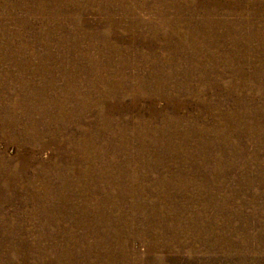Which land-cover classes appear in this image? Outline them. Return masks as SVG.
<instances>
[{
    "label": "rangeland",
    "instance_id": "1",
    "mask_svg": "<svg viewBox=\"0 0 264 264\" xmlns=\"http://www.w3.org/2000/svg\"><path fill=\"white\" fill-rule=\"evenodd\" d=\"M174 1L0 0V264H264L263 176L227 180L226 213L197 179L176 187L177 165L193 175L214 164L197 145L214 151L216 134L162 131L176 118L183 131L232 112L245 130L234 165L251 155L264 163V127L246 133L248 120L264 117V0ZM198 25L215 36L201 37ZM189 56H209L218 70ZM153 135L177 142L158 148L166 160L144 150ZM179 146H192L189 160L173 155ZM164 170L174 173L170 184L160 182ZM154 185L166 194L144 196ZM173 198L183 200L167 208L179 228L174 248L153 205ZM238 229L254 237L241 244Z\"/></svg>",
    "mask_w": 264,
    "mask_h": 264
},
{
    "label": "bare ground",
    "instance_id": "2",
    "mask_svg": "<svg viewBox=\"0 0 264 264\" xmlns=\"http://www.w3.org/2000/svg\"><path fill=\"white\" fill-rule=\"evenodd\" d=\"M178 1V0H177ZM176 1V2H177ZM179 2V1H178ZM158 4L159 5H161V4H165L166 6H171V5H173V4H176L175 3V1L174 0H158ZM199 23H201V22H199ZM199 26V28L201 29L200 30V32L202 33V36L201 37H205V36H215V32L212 30V29H210V28H208V27H206V26H204V25H198ZM220 49V53H222L223 55H225V54H227L228 53V51L225 49V48H222V47H220L219 48ZM193 55H194V53H193ZM198 55H199V53H198ZM207 55H211L210 57H212V53H210V54H207ZM192 56V55H191ZM191 56H189V58L191 59L192 57ZM197 56V55H196ZM195 56V57H196ZM206 56V55H205ZM205 56H204V58H205ZM209 56L208 57H206V58H208V59H206V61L204 60V58L201 56L200 57V59L201 58H203L202 60H198V59H196V60H198L199 61V64H200V62H203V61H205L204 63H203V66H202V68H205L204 70H206V69H208V70H210V71H217L218 69H216V68H214V67H212L211 65H210V63H211V60H210V58H209ZM215 56V55H214ZM194 57V56H193ZM189 58H188V60H189ZM197 58H198V56H197ZM187 59V58H186ZM193 60H194V58H192ZM196 60H194V61H196ZM179 62V61H178ZM183 62V61H182ZM185 62H187L186 60H185ZM190 62H192V60L191 61H189V63ZM176 64H178V63H176ZM182 64V63H181ZM180 63H179V65L181 66V69L184 67V65H183V67H182V65H181ZM188 64V63H187ZM198 64V65H199ZM189 65H191V64H189ZM179 66V67H180ZM197 66L195 65V63H192V68H196ZM199 67V66H198ZM169 68H172V67H169ZM174 68V67H173ZM177 69H178V65H177V67H176ZM176 68H174L175 70H177ZM187 68V67H186ZM200 69V68H199ZM194 70V69H193ZM197 70V69H196ZM202 70V69H201ZM207 71V70H206ZM170 72V71H169ZM208 72V71H207ZM163 73V72H162ZM164 74V73H163ZM203 74H204V72H203ZM169 75V74H168ZM202 76V75H201ZM203 77V76H202ZM198 79H199V77H198ZM202 80V79H201ZM184 81V80H183ZM205 82V80H203V83ZM189 85V84H188ZM160 87V86H159ZM205 92V91H204ZM158 96H162L161 94H158ZM163 97V96H162ZM165 97H167V96H164V99H165ZM175 97V96H174ZM173 97V98H174ZM178 97V96H177ZM201 97V99L203 98L202 96H200ZM167 99V98H166ZM170 100V99H169ZM196 100V99H195ZM200 100V99H199ZM199 100H197L199 103H201V100L199 101ZM203 101V100H202ZM206 100H204V102H205ZM208 101V100H207ZM207 101L205 102V104L204 105H207L208 106V104H207ZM210 101V100H209ZM213 101H214V109H216L217 110V108L219 109L220 108V106H221V104L219 103V101H218V99L217 98H215V99H213ZM212 101V102H213ZM224 101V100H223ZM197 102V103H198ZM203 103V102H202ZM185 104V103H184ZM201 106H203L201 109H200V114L202 113V114H205L206 112H205V107H204V105L203 104H200ZM199 105V106H200ZM212 105V104H211ZM248 105H249V103H248ZM200 106V107H201ZM206 106V107H207ZM223 106V105H222ZM261 106V105H260ZM212 107V106H211ZM211 107H209V108H211ZM263 107V106H262ZM262 107H260L259 109H262ZM199 108V107H198ZM221 110V109H220ZM264 110V109H263ZM227 111H228V109H227ZM227 111H226V113H227ZM230 111V110H229ZM228 111V112H229ZM260 111V110H259ZM262 111V110H261ZM260 111V112H261ZM222 112H224V110L222 111ZM231 112V111H230ZM229 112V113H230ZM263 112V111H262ZM264 113V112H263ZM261 114V113H260ZM263 114H261V116H262ZM169 116V115H168ZM258 116V115H257ZM249 117H251V116H249ZM236 118H238V117H236ZM258 118V119H257ZM255 117V118H248L247 117V120L248 119H250V120H248L246 123H247V125H249L248 126V128L250 129L249 130V132H246V133H248L247 135H249V134H251L252 135V133H254V134H256L257 133V129L258 128H260V125H262L263 127H264V117ZM193 119V118H192ZM233 113L231 112L230 113V117H229V115L228 114H226L225 116H222V117H220L219 119H218V121L217 122H215L212 126H209L208 124L207 125H205V124H203V125H198V124H196V122L195 121H193L192 122V125L191 126H186L187 127V129H186V127H185V130H179V129H177V126L179 127V126H181V125H179V123L182 121V123H183V119L182 118H176L175 120H173V124H174V126H175V128H165V129H162V131L165 133V134H167V133H169V134H171V133H173L174 134V136L176 135L178 138L180 137H182V136H185L184 138H187L188 136H194V135H196L197 137H199V136H201L202 137V140H203V138H207V136L208 135H210V134H213L214 133V135L216 136V138H214V141H216V140H218L221 144H217V147L215 146V149H214V151L212 150H210V147H207V146H205V145H197V148L198 149H200V150H198V151H201V150H207V152L204 154V155H209V156H214V157H217V159L215 160L214 159V164L213 165H206L205 164V161H203L202 162V164H201V167H198V168H195L194 169V171H193V175H191V174H189L188 172H186V170H184V171H182V172H180L179 171V169H178V165H177V170H178V175L180 174L181 176H180V181H178V185L176 186L175 184H176V182H172V185H175L176 187H179V188H186V189H188V187H189V184H190V181L192 180V182H193V179L195 178V179H197L198 181H197V186L201 189V190H205L206 192H207V194L209 195V198H212V195H211V191L212 192H215L214 193V195L213 196H220L221 198H223L221 201H220V203H219V208H221L222 209V207H225L227 210L225 211L226 213H229V214H231V212H232V210H230V207L228 206V204H230L231 205V203H232V200H233V198H232V195L234 194V189L232 188V186H231V184L230 183H228L227 182V180H231V181H235L236 182V180H239L240 181V178L239 177H241L240 175H246L245 173L247 172V171H249L250 170V172H251V174H252V176H254V177H257V178H259L261 175L263 176L262 178L264 179V163H259V164H257L256 162H257V159L256 158H254L253 157V155H251L250 157L252 158V159H248L247 160V163H246V165H245V162L243 163L244 165H242V166H240V165H238V162L234 165V163H235V161H236V159L238 158H234V155H236V156H241V153L238 155V152H236L235 150H236V148L237 149H239V146H240V140L238 141V139H237V132H242L244 129L242 128V126H239V125H241L239 122L238 123H236L235 121H233ZM195 120V119H194ZM237 120V119H236ZM239 120H241V119H239ZM238 121V120H237ZM242 121H244V120H242ZM242 121H240L241 123H242ZM245 121H246V119H245ZM246 123H244L243 125L245 126V124ZM187 124H188V122H187ZM239 124V125H238ZM183 125H184V123H183ZM211 125V124H210ZM185 126V125H184ZM184 126H182V128L184 127ZM90 129V128H89ZM228 129H231L232 131H235V133H236V136L235 135H233L234 133L232 132V136L230 135V134H228L227 133V130ZM246 129V128H245ZM231 130H230V132H231ZM229 131V130H228ZM245 131V130H244ZM243 131V132H244ZM242 134V133H241ZM243 134H245V133H243ZM187 136V137H186ZM214 136V137H215ZM235 136V137H234ZM238 136H240V134L238 135ZM195 137V136H194ZM162 137H160V138H157L155 135H153V136H147L145 139H144V142H143V148H144V150L145 151H147V152H149V153H151V154H154V155H151V156H163V158H159V159H157L156 161H158V162H160V161H163V160H166V158H167V156L168 155H162L161 153L159 154L158 153V148H162V147H173L174 145H177L176 143L177 142H175V144H173L172 142H169V143H172V145L171 144H167L164 140H162L161 139ZM191 138V137H190ZM189 138V139H190ZM210 138L211 137H209V140H210ZM188 139V138H187ZM212 140H213V138H211ZM182 139H179V141H181ZM199 140H200V138H199ZM168 141H170V140H168ZM186 141V140H185ZM204 141V140H203ZM214 141H212L213 143H214ZM184 142V141H183ZM187 142V141H186ZM189 142V141H188ZM199 142H201V140L199 141ZM207 142V141H206ZM209 142V141H208ZM211 142V143H212ZM225 142H228L229 143V146H231L232 147V145L234 146L233 148H226V146H227V143L226 144H224ZM240 142V143H239ZM210 143V142H209ZM184 144H185V142H184ZM186 144H188V143H186ZM185 144V145H186ZM202 144H204V143H202ZM223 144L224 145H226V146H223ZM183 145V144H182ZM212 145V144H211ZM184 146V145H183ZM178 147V146H177ZM185 147V146H184ZM186 147H187V145H186ZM188 147H190V146H188ZM212 147V146H211ZM241 147H243V146H241ZM240 147V148H241ZM148 148H150L151 150H148ZM179 148H180V146H179ZM179 148H171L172 149V152H173V155L174 156H179V155H183V156H185V157H182V158H184V159H187V160H189V151L188 150H190V149H192V146L190 147V148H180V150H179ZM164 149V148H163ZM162 149V150H163ZM161 150V149H160ZM172 152H168L167 154H172ZM253 152V151H252ZM244 154H245V152H244ZM252 154H254V153H252ZM247 155V154H246ZM235 156V157H236ZM178 158H180V156L178 157ZM248 158V157H247ZM246 158V159H247ZM238 161V160H237ZM244 161V160H243ZM195 163V162H194ZM189 167V166H188ZM247 170V171H246ZM173 175H174V173L173 172H169V171H166V170H164V173H163V177H161L162 179H164V180H162V181H160L161 183H163V184H165L166 182L167 183H169L170 184V182L168 181V179L169 178H172L173 177ZM247 177H248V175H246ZM159 176H156V178H158ZM244 179V178H243ZM195 183V182H194ZM232 183V182H231ZM165 188L166 187H163V189H161V191L160 190H157L160 194L159 195H165L166 194V191H164L165 190ZM157 189H159L158 187H157ZM186 189H184V190H186ZM259 189H261V190H264V183H263V186L262 187H260ZM144 190H146V191H143V195L144 196H147V195H149V196H151L153 193H156L157 191H156V186L154 185V186H151V187H149V188H145ZM263 192V191H262ZM158 195V196H159ZM178 196V195H177ZM218 198V197H217ZM174 199H177V198H173V199H171L170 200V202H168V201H166V200H164L163 201V199L162 200H158V201H160L159 203H158V201L156 202V203H154L153 205L155 206V207H157L160 211H161V213H162V217H163V220H164V223H163V232H162V234H161V237L162 238H168L172 243H173V248L176 246V240L178 239V237H179V228H178V226H177V224H176V222H175V217H174V215H173V213H171V212H167V211H169L167 208H170L171 206H172V204L174 203ZM181 199V198H180ZM180 199H177V200H179L180 201ZM181 201H183L182 199H181ZM184 201H185V199H184ZM186 202V201H185ZM243 202V201H242ZM214 203V202H213ZM213 205V204H212ZM215 205V204H214ZM216 206V205H215ZM218 206V205H217ZM240 207V206H239ZM182 208V211H180L182 214H184L185 212H184V209H183V207H180V208H178V209H176L175 211H177V210H179V209H181ZM197 212V211H196ZM226 213H225V216H226ZM197 214V219H196V221L199 219V217H200V214L199 213H196ZM237 217V216H236ZM239 217H240V214H239ZM219 219H223V218H220L219 217ZM194 220V219H193ZM219 223H216L215 224V226L216 227H218L219 229H221V231L223 232L224 231V233H226V231L228 232V231H230V230H228V229H226L224 226H221V225H218ZM223 224H226V225H228L227 223H226V221H224L223 222ZM232 224V223H231ZM225 228L226 230H224V229H222V228ZM254 229H253V231H257V232H262V230L261 229H259V225H257L256 223L254 224ZM234 228V227H233ZM239 230V232L240 233H242L243 235H244V238H242L241 239V244H246L251 238H253L254 237V235H253V237H252V232H250L249 230H247V229H243V230H241V229H238ZM231 232V231H230ZM227 237V236H226ZM145 239H147L146 238V236H145ZM159 244V241H157L154 245L155 246H157ZM226 248L228 249V250H233V249H235L236 247L235 246H233V245H226ZM247 248L248 249H250L249 248V246L247 245ZM263 254V253H262ZM237 255V257H238V259H239V261L240 262H242V256H241V254H236ZM260 255V254H259ZM222 256H226V257H229V256H227V255H222ZM261 256V255H260ZM233 261H234V259L235 258H231ZM187 264H189V262H187Z\"/></svg>",
    "mask_w": 264,
    "mask_h": 264
}]
</instances>
